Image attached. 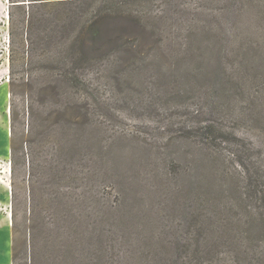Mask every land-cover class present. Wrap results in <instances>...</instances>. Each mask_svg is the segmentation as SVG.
<instances>
[{"label":"rangeland","instance_id":"374dc122","mask_svg":"<svg viewBox=\"0 0 264 264\" xmlns=\"http://www.w3.org/2000/svg\"><path fill=\"white\" fill-rule=\"evenodd\" d=\"M127 6L141 13L143 24L121 19L110 27L135 33L149 58L171 51L172 64L98 71V88L89 95L109 103L91 108L102 131L82 138H90L91 148L78 156L75 209L107 227L117 203L120 227L169 230L184 222V202L156 172L185 173L186 196L197 204L216 194L202 154L180 138L183 122L192 120L187 109L199 108L202 123L264 143V125L254 120L260 106L264 114V0H131ZM2 72L0 264H60V194L69 192L66 183L60 187V0H0ZM83 75L95 77L92 70ZM175 83L194 88V97H164L166 85ZM100 216L104 225L96 222Z\"/></svg>","mask_w":264,"mask_h":264},{"label":"trees","instance_id":"16d2710c","mask_svg":"<svg viewBox=\"0 0 264 264\" xmlns=\"http://www.w3.org/2000/svg\"><path fill=\"white\" fill-rule=\"evenodd\" d=\"M129 1L60 0V187L66 183L69 190L60 194V264H264V143L200 122L199 108L189 112L186 106L192 120L183 122L180 138L202 154L216 194L197 204L186 196L185 173L156 172L174 198H183L186 218L171 225L173 234L120 227L117 203L108 210L107 227L104 216L96 218L104 225L97 228L90 213L75 209L78 156L91 148L90 138H82L102 131L91 108L109 103V97L99 104L89 95L98 88V71L172 64L171 51L149 58L135 33L110 27L121 19H130L127 26L143 24L141 13L127 9ZM86 70L95 77H85ZM163 90L164 97L195 93L178 83ZM261 109L254 120L264 125ZM65 130L72 133L64 139Z\"/></svg>","mask_w":264,"mask_h":264},{"label":"bare ground","instance_id":"6f19581e","mask_svg":"<svg viewBox=\"0 0 264 264\" xmlns=\"http://www.w3.org/2000/svg\"><path fill=\"white\" fill-rule=\"evenodd\" d=\"M6 76H7V73L6 72L0 73V85L2 84V79H5Z\"/></svg>","mask_w":264,"mask_h":264}]
</instances>
